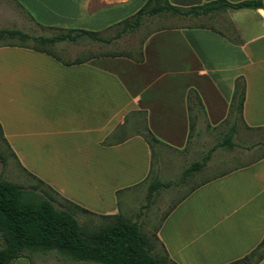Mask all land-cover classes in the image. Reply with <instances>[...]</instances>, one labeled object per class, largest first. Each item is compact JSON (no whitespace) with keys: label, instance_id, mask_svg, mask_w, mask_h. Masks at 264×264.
I'll use <instances>...</instances> for the list:
<instances>
[{"label":"crops","instance_id":"crops-1","mask_svg":"<svg viewBox=\"0 0 264 264\" xmlns=\"http://www.w3.org/2000/svg\"><path fill=\"white\" fill-rule=\"evenodd\" d=\"M5 1L1 26L28 20L101 34L146 2ZM213 1L167 0L183 9ZM139 32L126 52L70 64L29 45H0V134L9 153L60 197L98 215L120 213L121 201L141 193L153 168L147 132L153 144L182 152L192 128L231 129L235 119L264 128V6L145 15L124 33ZM161 168L158 177L167 172ZM153 220L169 264L241 259L264 237V155L199 182Z\"/></svg>","mask_w":264,"mask_h":264},{"label":"trees","instance_id":"trees-1","mask_svg":"<svg viewBox=\"0 0 264 264\" xmlns=\"http://www.w3.org/2000/svg\"><path fill=\"white\" fill-rule=\"evenodd\" d=\"M263 7L262 0H243L227 2L216 0L201 6L183 9L171 5L167 0H146V2L131 16L119 21L114 26H120L115 36L104 37L100 32L81 28H55L60 32L50 35H30L18 29H0V38L3 36H19L31 38L41 43L53 44L58 41L75 42L82 36H87L98 42H108L124 32L139 27L145 15H155L167 12L175 15H189L207 13L222 8H259ZM36 50L56 56L51 51L37 46ZM84 60L75 59L64 61L65 64L80 63ZM244 83L237 79L235 82L234 98L239 108L243 99ZM235 127L232 126L231 130ZM152 146L157 139L149 132L144 135ZM208 157V154L205 158ZM206 161L193 162L183 174L196 170ZM37 179V178H36ZM40 183L46 185L41 180ZM170 181L153 180L147 193V204L155 190L168 187ZM51 189L48 185H46ZM58 195L53 189H51ZM59 196V195H58ZM64 203L36 185L26 188L7 180H0V264H10L24 252L56 251L58 254L77 261H90L100 264H166L168 257L152 253L153 244L140 231L137 221H130L120 213L100 215L110 219L93 231L83 229L76 219V210L90 212L79 205L61 197ZM94 214V213H93ZM264 256V237L259 244L241 259L230 264H256Z\"/></svg>","mask_w":264,"mask_h":264},{"label":"rangeland","instance_id":"rangeland-1","mask_svg":"<svg viewBox=\"0 0 264 264\" xmlns=\"http://www.w3.org/2000/svg\"><path fill=\"white\" fill-rule=\"evenodd\" d=\"M5 0H0V17L4 12L3 6ZM5 10V9H4ZM214 20L223 21L227 19L224 16H214ZM20 21V20H19ZM5 23V22H4ZM1 26V25H0ZM6 29H18L30 35L50 36L60 32L55 28H40L33 25L28 20L23 23L6 22L0 27ZM120 26H113L107 32L103 33L104 37L116 34ZM140 33H124L120 35L119 40L112 43L95 41L87 36L78 38L75 42L58 41L53 44L41 43L31 38H20L19 36H3L0 38V45L18 44L29 45L45 48L64 61L75 59L85 60L93 56L107 53L126 52L129 48L135 47L141 39ZM116 42V43H115ZM153 168L150 176L139 188L140 194L130 198L128 202H120V214L130 221H138L140 231L153 244L152 253L162 254V250L157 247L153 229L156 221L167 209L171 207L189 190L199 182L204 181L220 172L232 167L249 163L264 155V128L248 129L243 127L235 119V129L223 127L215 130H208L204 126L201 128L191 129V138L187 147L182 152H175L167 147H159L153 144ZM208 154V157L205 158ZM161 156L165 159L161 161ZM206 162L196 170H192L185 175L184 170L193 162ZM167 166V172L162 176H157L158 167L164 169ZM0 180H7L20 184L26 188L36 185L38 190H43L54 197V205L59 207L57 201L64 203L60 196L56 195L46 185L40 183L36 178L23 171L9 153L0 134ZM153 180L163 182L170 181L168 187L159 188L156 195L152 196L147 204L148 187ZM154 191V192H155ZM76 219L78 224L86 231H93L108 223L110 219L98 214L76 210ZM10 264H100L90 261H77L69 257H64L56 251L47 252H29L26 251L20 257L12 260ZM166 264H169L168 262Z\"/></svg>","mask_w":264,"mask_h":264},{"label":"water","instance_id":"water-1","mask_svg":"<svg viewBox=\"0 0 264 264\" xmlns=\"http://www.w3.org/2000/svg\"><path fill=\"white\" fill-rule=\"evenodd\" d=\"M263 6H264V0H262Z\"/></svg>","mask_w":264,"mask_h":264}]
</instances>
